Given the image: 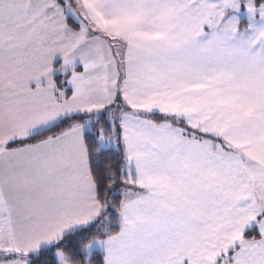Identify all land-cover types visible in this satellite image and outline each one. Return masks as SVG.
<instances>
[{
    "label": "snow or ice",
    "instance_id": "snow-or-ice-1",
    "mask_svg": "<svg viewBox=\"0 0 264 264\" xmlns=\"http://www.w3.org/2000/svg\"><path fill=\"white\" fill-rule=\"evenodd\" d=\"M0 264H264V0H0Z\"/></svg>",
    "mask_w": 264,
    "mask_h": 264
}]
</instances>
